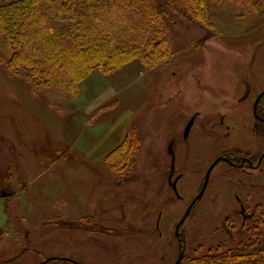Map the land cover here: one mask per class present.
<instances>
[{"label":"rangeland","instance_id":"rangeland-1","mask_svg":"<svg viewBox=\"0 0 264 264\" xmlns=\"http://www.w3.org/2000/svg\"><path fill=\"white\" fill-rule=\"evenodd\" d=\"M205 2L209 16L200 26L173 25L165 60L87 77L105 75L96 88L115 95L72 136L61 116L79 85L66 92L32 80L30 70L10 65L0 36V264H175L176 226L210 166L226 151L256 159L264 152V126L257 134L253 115L264 92V0ZM116 122L139 142L135 179L122 185L117 156L95 163L86 152L69 153L78 133ZM110 136L100 137L102 148ZM263 217L264 162L257 173L219 164L180 228L185 258L237 248Z\"/></svg>","mask_w":264,"mask_h":264},{"label":"trees","instance_id":"trees-1","mask_svg":"<svg viewBox=\"0 0 264 264\" xmlns=\"http://www.w3.org/2000/svg\"><path fill=\"white\" fill-rule=\"evenodd\" d=\"M208 7L205 0H15L0 6V36L12 67L70 92L97 69L111 73L134 60L146 66L165 60L173 25L200 26ZM138 150V139L127 138L108 156L120 161L114 164L117 184L135 179ZM181 264H264V217L237 248L184 257Z\"/></svg>","mask_w":264,"mask_h":264},{"label":"crops","instance_id":"crops-1","mask_svg":"<svg viewBox=\"0 0 264 264\" xmlns=\"http://www.w3.org/2000/svg\"><path fill=\"white\" fill-rule=\"evenodd\" d=\"M103 74L99 72H94L89 78H87L81 85V93L79 97L75 98L71 104L69 112H64L61 116L62 119L69 121V126L71 127V136L79 132H82L84 126H87L90 120L95 119L105 111L106 103L112 99L115 95L112 90L109 92H103V89L97 90L96 83L103 78ZM107 79V77H105ZM109 86V85H106ZM105 87V86H104ZM59 100V98L57 97ZM104 105V106H103ZM97 112V113H96ZM132 116L130 117L127 128L130 126ZM95 123V121H94ZM109 124H97L96 127L91 128L90 132L85 134L83 137L82 134L78 133L73 141L72 149L69 148V153L72 150H78L81 152H86L87 156L90 158V161L98 163L102 159L108 158V156L119 146H121L129 133V130H124L122 122L119 124H114L110 127ZM107 127H110L108 131ZM87 127H85L86 129ZM103 134L111 135L109 140H113L110 146H104L103 148L100 145ZM98 140V141H97ZM97 146L91 147L90 142H96ZM107 142V141H106ZM105 142V143H106ZM84 144H87L85 148ZM84 149L86 151H84ZM62 160V159H60ZM67 160V159H66ZM106 162V161H105Z\"/></svg>","mask_w":264,"mask_h":264},{"label":"water","instance_id":"water-1","mask_svg":"<svg viewBox=\"0 0 264 264\" xmlns=\"http://www.w3.org/2000/svg\"><path fill=\"white\" fill-rule=\"evenodd\" d=\"M246 94L244 96V98L246 99L250 92H251V88L248 84H246ZM264 97V92H262L259 97L257 98L256 102H255V105H254V116H255V119L257 121H261V122H264V120L262 118L259 117L258 115V112H257V109H258V106L262 100V98ZM195 120H196V116L194 118L191 119V121L189 122V124L187 125L186 129H185V137H188V135L190 134L191 132V129L195 123ZM264 159V154L263 156L261 157L260 159V163L263 161ZM222 162H227V160L224 158V157H219L217 160H215V162L210 166V168L208 169L207 173H206V176H205V181H204V184L202 186V189L200 191V193L198 194V196L192 201V203L190 204V206L188 207L183 219L179 222V224H177L176 226V235L178 236L179 235V229L182 227V225L187 221V219L189 218V216L191 215V213L193 212V210L195 209V207L197 206V204L202 200V198L204 197L205 195V192L209 186V183H210V179H211V176L213 174V171L217 168V166L219 164H221ZM172 174L170 176V182L172 181V178H173V174L175 172V166L173 165L172 166ZM177 181L178 180H175L174 183H170V185H172V187L176 190V186H177ZM184 256H185V248L180 252L179 254V257H178V260L175 264H181L183 259H184ZM58 259H55L53 261H56ZM45 264V263H44Z\"/></svg>","mask_w":264,"mask_h":264},{"label":"flooded vegetation","instance_id":"flooded-vegetation-1","mask_svg":"<svg viewBox=\"0 0 264 264\" xmlns=\"http://www.w3.org/2000/svg\"><path fill=\"white\" fill-rule=\"evenodd\" d=\"M245 87H246V83H245ZM246 90H247V88H246ZM254 105H255V103H254ZM257 112H258L259 117L264 120V112L262 111V103L261 102L258 106ZM253 115H254V107H253ZM254 118H255V116H254ZM262 126H264V122L256 120L255 129L257 131V134H258V132H261L260 128L262 129ZM184 135H185V133H184ZM189 135H188V137H185V140H187L189 138ZM263 154H264V152L256 159V157L244 154L241 151L232 152V150H230V151H226L225 154L222 155V157H224L227 160V162H225V163L233 169L242 170L243 172H247L250 170L252 172L257 173V172H262V165H263L264 159L261 163H260V159L263 156ZM180 178L181 177L179 176V181H180ZM158 227H159V225H158ZM175 237L179 243V250L182 251L185 248V237L181 233V231H179V235L178 236L176 235Z\"/></svg>","mask_w":264,"mask_h":264}]
</instances>
